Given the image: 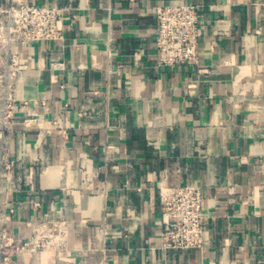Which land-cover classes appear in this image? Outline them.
I'll list each match as a JSON object with an SVG mask.
<instances>
[{"label":"crops","instance_id":"1","mask_svg":"<svg viewBox=\"0 0 264 264\" xmlns=\"http://www.w3.org/2000/svg\"><path fill=\"white\" fill-rule=\"evenodd\" d=\"M25 1L62 8L66 32L17 46L5 120L0 78L2 211L16 242L55 241L10 264H264V0ZM186 3L198 61L161 66L156 7ZM185 184L205 243L163 248L161 186Z\"/></svg>","mask_w":264,"mask_h":264},{"label":"built area","instance_id":"2","mask_svg":"<svg viewBox=\"0 0 264 264\" xmlns=\"http://www.w3.org/2000/svg\"><path fill=\"white\" fill-rule=\"evenodd\" d=\"M156 19L159 65L196 63L202 35L200 8L190 3L159 5L156 7ZM65 32V15L60 7L30 4L25 0H5L0 3V52L5 51L10 58L0 73L6 88L1 113L3 120L11 117L14 107L8 79L20 68L17 46L43 40H62ZM0 136L4 139V132ZM6 143L4 141L0 150V264H10L14 252L26 249L41 252L55 241L53 236L38 235L30 242L20 244L4 226L2 204L14 178V162ZM160 203L163 248H201L205 243L202 187L196 184L162 185Z\"/></svg>","mask_w":264,"mask_h":264}]
</instances>
